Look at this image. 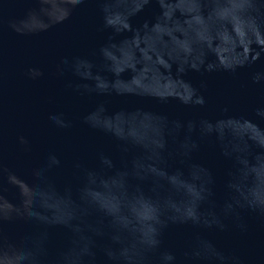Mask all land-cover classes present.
Listing matches in <instances>:
<instances>
[{"label":"water","instance_id":"1","mask_svg":"<svg viewBox=\"0 0 264 264\" xmlns=\"http://www.w3.org/2000/svg\"><path fill=\"white\" fill-rule=\"evenodd\" d=\"M262 209L264 0H0V264H264Z\"/></svg>","mask_w":264,"mask_h":264},{"label":"clouds","instance_id":"2","mask_svg":"<svg viewBox=\"0 0 264 264\" xmlns=\"http://www.w3.org/2000/svg\"><path fill=\"white\" fill-rule=\"evenodd\" d=\"M262 210H264V209H262ZM44 253H43V249H42V247L40 246V245H37L36 247H35V250H34V253H33V259L37 262V264H38V262H39V258L43 255ZM169 259H172L171 257H169Z\"/></svg>","mask_w":264,"mask_h":264}]
</instances>
